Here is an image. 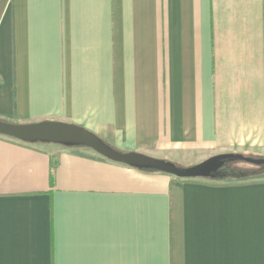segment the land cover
<instances>
[{"label":"crops","instance_id":"obj_1","mask_svg":"<svg viewBox=\"0 0 264 264\" xmlns=\"http://www.w3.org/2000/svg\"><path fill=\"white\" fill-rule=\"evenodd\" d=\"M0 119L264 158V0H0ZM0 264H264V174L177 179L0 135Z\"/></svg>","mask_w":264,"mask_h":264},{"label":"water","instance_id":"obj_2","mask_svg":"<svg viewBox=\"0 0 264 264\" xmlns=\"http://www.w3.org/2000/svg\"><path fill=\"white\" fill-rule=\"evenodd\" d=\"M0 135L28 143H54L66 147H86L108 160L139 170L167 173L182 179H213L216 177L217 170L226 160H240L252 165L264 164V158H250L240 153H222L210 156L194 165L180 167L171 161L150 157L139 152L117 150L82 126L54 120L18 124L0 119Z\"/></svg>","mask_w":264,"mask_h":264},{"label":"trees","instance_id":"obj_3","mask_svg":"<svg viewBox=\"0 0 264 264\" xmlns=\"http://www.w3.org/2000/svg\"><path fill=\"white\" fill-rule=\"evenodd\" d=\"M241 163H245V162L240 160H226L224 164L217 170L216 177L211 180L237 182V181L245 180L247 178L257 177L264 174V164L263 165L250 164L251 168H247L243 166V164ZM147 171H152V170H147ZM177 179H182V178H177Z\"/></svg>","mask_w":264,"mask_h":264},{"label":"rangeland","instance_id":"obj_4","mask_svg":"<svg viewBox=\"0 0 264 264\" xmlns=\"http://www.w3.org/2000/svg\"><path fill=\"white\" fill-rule=\"evenodd\" d=\"M243 155L246 156V157H250V158H258L257 156L252 155V154H243ZM185 162L186 161H183V162H173V163H175L177 166H180V167H186V166H191V165L196 164V163H194V164L193 163L187 164ZM241 164H243V166H245L247 168H251V165H252V164L250 165V164H247V163H241Z\"/></svg>","mask_w":264,"mask_h":264}]
</instances>
